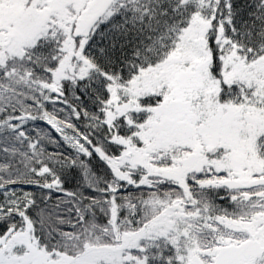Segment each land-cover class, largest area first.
<instances>
[{
  "label": "snow or ice",
  "instance_id": "snow-or-ice-1",
  "mask_svg": "<svg viewBox=\"0 0 264 264\" xmlns=\"http://www.w3.org/2000/svg\"><path fill=\"white\" fill-rule=\"evenodd\" d=\"M0 264H264V0H0Z\"/></svg>",
  "mask_w": 264,
  "mask_h": 264
}]
</instances>
